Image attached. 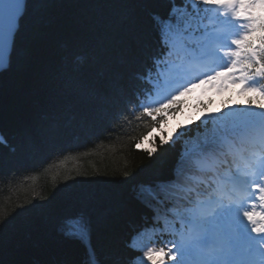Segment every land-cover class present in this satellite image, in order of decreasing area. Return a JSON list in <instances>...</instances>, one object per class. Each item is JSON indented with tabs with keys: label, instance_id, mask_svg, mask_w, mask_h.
I'll list each match as a JSON object with an SVG mask.
<instances>
[{
	"label": "snow or ice",
	"instance_id": "obj_1",
	"mask_svg": "<svg viewBox=\"0 0 264 264\" xmlns=\"http://www.w3.org/2000/svg\"><path fill=\"white\" fill-rule=\"evenodd\" d=\"M137 2L148 14V35L136 39L124 84L113 85L111 132L147 119L149 128L134 147L148 155V167L153 157L177 145L180 150L167 174L133 189L146 219L134 229L128 250L140 259L116 251L108 264H264V0ZM27 5L28 0H0V77L10 71L7 49ZM197 90L227 98L214 110L211 96L198 99L190 111L186 98ZM180 115L186 122L169 128ZM56 125L54 114L39 133L26 136L22 156L39 159L54 148ZM56 155L64 152H53L29 171L39 175ZM5 164L0 157V192L10 199L16 173L5 174ZM69 178L63 176L66 187ZM128 180L124 172L109 183ZM42 203L37 193L12 212ZM12 212L0 207V225ZM59 228L66 238L87 239L88 208L66 215ZM149 232L156 234L152 246L143 243Z\"/></svg>",
	"mask_w": 264,
	"mask_h": 264
},
{
	"label": "trees",
	"instance_id": "obj_2",
	"mask_svg": "<svg viewBox=\"0 0 264 264\" xmlns=\"http://www.w3.org/2000/svg\"><path fill=\"white\" fill-rule=\"evenodd\" d=\"M148 24L137 0H28L10 71L0 77V157L6 162L3 172L16 173L9 185L11 198L0 192V207L12 212L37 193L43 203L29 204L30 210L16 208L0 225V264H108L116 251L140 259L138 252L128 250L134 229L146 219L132 199L133 189L167 174L180 146L158 160L153 157L156 162L148 167V155L136 151L134 141L150 122L133 120L124 132H111L108 113L113 85L124 84L129 55L136 39L148 35ZM208 96L215 100L213 110L227 98L214 92ZM208 96L197 90L186 98L190 111ZM54 114L56 146L39 159L22 156L25 137L39 133ZM177 120L185 123L186 116L172 119L169 128ZM53 152L64 155H56L39 175L29 171ZM81 172L88 176L78 175ZM124 172L128 182L109 183L122 179ZM65 174L70 187L63 183ZM82 207L92 217L90 235L84 240L66 238L60 222ZM143 243L156 244V234L149 232Z\"/></svg>",
	"mask_w": 264,
	"mask_h": 264
},
{
	"label": "water",
	"instance_id": "obj_3",
	"mask_svg": "<svg viewBox=\"0 0 264 264\" xmlns=\"http://www.w3.org/2000/svg\"><path fill=\"white\" fill-rule=\"evenodd\" d=\"M15 40V39H14ZM13 45H14V42L12 44L9 45L8 49H7V56L9 58V64H10V58H11V55H12V51H13Z\"/></svg>",
	"mask_w": 264,
	"mask_h": 264
},
{
	"label": "bare ground",
	"instance_id": "obj_4",
	"mask_svg": "<svg viewBox=\"0 0 264 264\" xmlns=\"http://www.w3.org/2000/svg\"><path fill=\"white\" fill-rule=\"evenodd\" d=\"M0 139H1V137H0Z\"/></svg>",
	"mask_w": 264,
	"mask_h": 264
}]
</instances>
